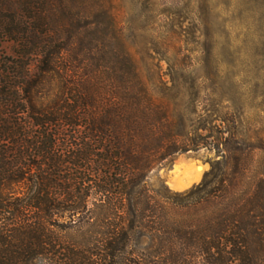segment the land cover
I'll return each instance as SVG.
<instances>
[{"label":"trees","instance_id":"1","mask_svg":"<svg viewBox=\"0 0 264 264\" xmlns=\"http://www.w3.org/2000/svg\"><path fill=\"white\" fill-rule=\"evenodd\" d=\"M164 77L145 79L111 0H0V264H264L239 104ZM203 148L201 183L170 190L165 163Z\"/></svg>","mask_w":264,"mask_h":264},{"label":"rangeland","instance_id":"2","mask_svg":"<svg viewBox=\"0 0 264 264\" xmlns=\"http://www.w3.org/2000/svg\"><path fill=\"white\" fill-rule=\"evenodd\" d=\"M111 4L147 81L155 83V74L164 77L177 69L194 71L200 85H224L228 97L240 106L242 139L252 137L257 146L254 168L257 179H264V0H111ZM3 49L12 53V45ZM215 73L218 78L204 79ZM164 81L186 83L169 76ZM205 99L201 95L200 101ZM214 159L205 148L178 155L165 163L159 176L168 187L200 169L203 179Z\"/></svg>","mask_w":264,"mask_h":264},{"label":"bare ground","instance_id":"3","mask_svg":"<svg viewBox=\"0 0 264 264\" xmlns=\"http://www.w3.org/2000/svg\"><path fill=\"white\" fill-rule=\"evenodd\" d=\"M203 170L200 169L194 173L187 175L185 178L179 182L173 181L169 184V187L175 191H185L192 187L194 184L198 183L202 179Z\"/></svg>","mask_w":264,"mask_h":264}]
</instances>
